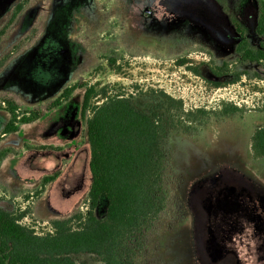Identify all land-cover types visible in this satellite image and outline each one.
Here are the masks:
<instances>
[{"label": "rangeland", "instance_id": "1", "mask_svg": "<svg viewBox=\"0 0 264 264\" xmlns=\"http://www.w3.org/2000/svg\"><path fill=\"white\" fill-rule=\"evenodd\" d=\"M21 2L23 11L0 41V65L10 55L0 67V98L30 110L66 87L93 85L108 96H131L142 112L172 117L163 147L168 202L135 240L134 264H264V160L249 153L251 134L264 126V67L238 60L232 24L245 29L253 49L264 42L254 32L255 0H0V28ZM222 63L229 72L215 76L211 68ZM84 89L15 135L1 137L8 115L0 111V150H12L0 162V209L25 212L22 223L38 233L59 212L85 213L90 114L80 117ZM160 92L183 107H171ZM222 102L243 112L218 115ZM44 173L56 182L37 204L33 193L41 181L30 178ZM105 205L100 198L97 219ZM252 206L261 220L247 214ZM70 258L100 263L89 253Z\"/></svg>", "mask_w": 264, "mask_h": 264}, {"label": "trees", "instance_id": "2", "mask_svg": "<svg viewBox=\"0 0 264 264\" xmlns=\"http://www.w3.org/2000/svg\"><path fill=\"white\" fill-rule=\"evenodd\" d=\"M16 4L3 26L0 41L6 30L14 24L25 4ZM256 36H264V0H255ZM238 36L234 51L242 63L264 67V42L253 49L245 29L235 20L232 22ZM4 56L0 67L9 60ZM114 63V60H110ZM183 63V62H181ZM195 73L196 70H194ZM215 76L229 72V64L211 68ZM241 73H237L239 79ZM220 87V84H216ZM76 88H85L82 96L80 117L85 119L86 137L89 146L88 170L90 184L86 195L85 213L77 212L63 219L48 222V227L38 233L33 227L22 223L26 213L0 209V264H74L70 258L78 254H94L99 264H134V242L149 231L165 210L168 202L166 181L167 159L163 151L168 130L173 120L164 114L138 110L129 95L108 96L105 89L97 91L95 86L75 84L66 87L61 94L43 108L21 110L17 102L8 96L0 98V111L8 115L1 137L14 134L20 125L40 120L62 103L66 102ZM171 107L181 109V100H175L160 92ZM96 102L92 103L93 99ZM242 109L231 103L222 102L218 115L230 117L241 114ZM199 116L208 115L197 109ZM192 113H189V115ZM11 149L0 150V162ZM250 158L264 160V126L253 131L249 138ZM55 176L43 177L39 188L33 193L38 199L45 186ZM100 198L105 200L102 219L94 211Z\"/></svg>", "mask_w": 264, "mask_h": 264}, {"label": "crops", "instance_id": "3", "mask_svg": "<svg viewBox=\"0 0 264 264\" xmlns=\"http://www.w3.org/2000/svg\"><path fill=\"white\" fill-rule=\"evenodd\" d=\"M38 122V121H37ZM36 123V122H35ZM33 124V123H32ZM22 126H26V125H22ZM16 133H14V134H10V135H15ZM10 135H7V136H10ZM6 137V136H5ZM8 156V155H7ZM24 156V155H23ZM14 157V156H13ZM17 157H19V156H17ZM7 159H10V156H8V157H5L2 161H1V163L2 162H4V161H7ZM19 159H20V157H19ZM76 173L75 171H73L72 170V177L71 178H76V174L74 175V174ZM19 176V175H18ZM48 176H52L50 173H44V174H42L41 176H38V177H36L35 175L33 176V177H31L30 179H33V181H35V182H37V181H41V179L43 178V177H48ZM59 177H60V175H59ZM30 179H25V177H21V176H19V178H17V180L18 181H20V182H23V183H25V184H28L31 180ZM54 182H56V179H54L53 181H51L50 183H48L46 186H45V190H44V192L41 194V196L37 199V204H38V202L42 199V197L44 196V194L46 193V192H49V190H50V188H52L53 187V185H54ZM90 182V181H89ZM48 188H49V190H48ZM251 205V204H250ZM256 209L252 206V208H251V210H249V212H247V214L248 213H250L251 215H253L254 217L251 219V220H261V216L259 215V214H257L256 213V211H255ZM246 213V212H245ZM57 217L56 218H49V219H51V220H54V219H63V218H65L66 216H64V215H61V213L59 212V215H56ZM67 218V217H66ZM263 219V218H262Z\"/></svg>", "mask_w": 264, "mask_h": 264}]
</instances>
